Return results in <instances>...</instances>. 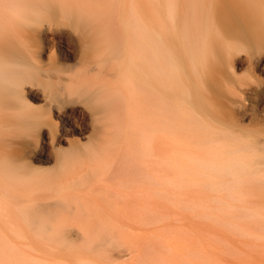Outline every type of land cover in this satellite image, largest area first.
Segmentation results:
<instances>
[{"label": "bare ground", "instance_id": "6f19581e", "mask_svg": "<svg viewBox=\"0 0 264 264\" xmlns=\"http://www.w3.org/2000/svg\"><path fill=\"white\" fill-rule=\"evenodd\" d=\"M78 104L91 133L68 143L82 130ZM46 147L74 168L66 180L102 166V194L126 215L159 216L198 190L263 203L264 0H0V175L34 172ZM148 252L50 249L4 264H177Z\"/></svg>", "mask_w": 264, "mask_h": 264}, {"label": "rangeland", "instance_id": "374dc122", "mask_svg": "<svg viewBox=\"0 0 264 264\" xmlns=\"http://www.w3.org/2000/svg\"><path fill=\"white\" fill-rule=\"evenodd\" d=\"M54 52L57 57L58 52ZM43 60L44 64H48L47 59ZM63 61L73 64L74 58L70 56ZM242 74L243 71L240 72ZM36 104L41 106V103ZM74 111V120L81 124L82 130L77 136L67 132L66 140L68 143L74 140L83 143L84 137L91 133L89 126L85 125L87 107L78 104ZM52 121L56 127L61 125L55 114H52ZM67 142L62 148H67ZM131 149L134 151V148ZM131 149L126 151L130 152ZM126 151L124 153L128 154ZM134 152L129 154L133 159L136 157L138 162H131L139 163L140 166L141 159L137 157L140 154L138 151ZM123 155L122 159H126L123 158L126 155ZM128 155L127 161L131 158ZM38 160H30L35 170L32 173L19 175L16 171L14 176L10 175L8 178L0 175V264L5 263L4 260L10 253L50 249L62 252L106 251L122 255L159 252L171 255L177 264H264V202L252 205L241 202L219 204L207 199L216 195L213 192L187 191L186 194L190 197H197V202L186 205L168 202L160 215L153 218L140 217L141 213L137 209L130 210V215H126L125 209L105 199L102 194V185L107 178L105 176L102 180V166L87 164L85 171L66 180L67 174L69 176L74 173L73 167L70 164L69 168H63L55 149L46 147ZM127 161H124L125 164L121 161L123 166L127 165L124 169L130 167ZM134 169L136 170L135 165ZM134 169L131 168L134 176H124L126 172L122 170L124 177H121L131 175L130 179L136 178ZM62 172L65 174L61 175ZM15 176L18 178L16 181L13 180ZM11 177L13 181L10 180ZM51 178H55V181ZM61 179L66 182L62 183ZM118 180L125 182L124 180L129 179ZM116 182L118 186L120 183L117 178ZM78 194H87L91 201H69L68 198ZM251 213L254 214L252 217L248 215ZM249 221L253 223V227ZM127 258L128 256H124L117 263L124 262Z\"/></svg>", "mask_w": 264, "mask_h": 264}]
</instances>
